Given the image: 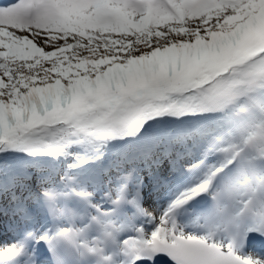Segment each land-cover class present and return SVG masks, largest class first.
Returning <instances> with one entry per match:
<instances>
[{"label":"snow or ice","instance_id":"1","mask_svg":"<svg viewBox=\"0 0 264 264\" xmlns=\"http://www.w3.org/2000/svg\"><path fill=\"white\" fill-rule=\"evenodd\" d=\"M261 237L264 0L0 2V264H264Z\"/></svg>","mask_w":264,"mask_h":264}]
</instances>
